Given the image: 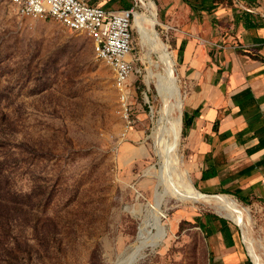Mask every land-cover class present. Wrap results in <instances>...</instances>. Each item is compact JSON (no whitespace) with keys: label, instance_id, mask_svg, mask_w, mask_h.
<instances>
[{"label":"rangeland","instance_id":"obj_1","mask_svg":"<svg viewBox=\"0 0 264 264\" xmlns=\"http://www.w3.org/2000/svg\"><path fill=\"white\" fill-rule=\"evenodd\" d=\"M90 1L125 10L120 0ZM150 1L131 4L159 19L157 35L175 52L174 31L162 19L159 0H152L157 11ZM134 34L136 71L124 111L116 74L99 58L94 39L55 20L22 18L11 0H0V162L8 178L0 193L6 192L7 206V220L0 222V264H117L132 251L155 200V177L147 173L157 163L150 134L168 105L160 97L161 56L151 55L157 65L149 83L150 48L135 27ZM175 58L182 88L179 152L193 181L185 147L188 87ZM244 205L252 211L254 236L264 240V209ZM162 211L165 241L139 264H211L218 232L207 236L197 218L224 217L205 204L175 201ZM228 222L244 262H260L258 254L251 256L242 229Z\"/></svg>","mask_w":264,"mask_h":264},{"label":"crops","instance_id":"obj_2","mask_svg":"<svg viewBox=\"0 0 264 264\" xmlns=\"http://www.w3.org/2000/svg\"><path fill=\"white\" fill-rule=\"evenodd\" d=\"M159 5L188 87L185 118L193 123L185 147L194 186L264 209V0ZM216 241L211 264H246L236 242L229 247L221 232Z\"/></svg>","mask_w":264,"mask_h":264},{"label":"bare ground","instance_id":"obj_3","mask_svg":"<svg viewBox=\"0 0 264 264\" xmlns=\"http://www.w3.org/2000/svg\"><path fill=\"white\" fill-rule=\"evenodd\" d=\"M149 6L154 11L158 10L157 4L152 0ZM134 23V27L139 30L146 47L150 48L147 62L149 83L155 78L157 65L151 55L153 52H158L161 56L165 71L161 73L160 80H158L162 86L160 97L165 99L168 105H164L159 111V117L155 118V126L150 134V138L155 143L157 163L149 168L147 173L155 177L153 189L155 200L147 206L145 221L132 251L120 259L117 264H139L145 260L149 253L155 252L163 244L166 228L162 222L164 216L162 206L171 201H175V204H205L214 208L218 214L242 229L251 256L256 258V254H258L260 262L256 261L257 264H264V240L256 238L253 234L254 220L251 209L231 195H207L194 186L189 170L184 166L179 152L183 125L178 93L182 91V88L177 82L175 53L157 35L156 28L161 24L157 17L154 20L146 13L136 12ZM158 65L160 64L158 63ZM172 70L176 72L175 76L170 75ZM155 114L154 112L152 115L155 116Z\"/></svg>","mask_w":264,"mask_h":264},{"label":"built area","instance_id":"obj_4","mask_svg":"<svg viewBox=\"0 0 264 264\" xmlns=\"http://www.w3.org/2000/svg\"><path fill=\"white\" fill-rule=\"evenodd\" d=\"M17 14L29 20H55L66 29L95 40L98 56L116 74L124 111L131 99L134 66L136 8L110 10L90 0H11ZM172 29V28H171Z\"/></svg>","mask_w":264,"mask_h":264},{"label":"trees","instance_id":"obj_5","mask_svg":"<svg viewBox=\"0 0 264 264\" xmlns=\"http://www.w3.org/2000/svg\"><path fill=\"white\" fill-rule=\"evenodd\" d=\"M111 1H117V0H110V2ZM120 1L122 3V8L125 10H131L132 8H134L133 5L131 4L132 0H120ZM256 1L257 0H246V2L249 4L256 3ZM101 7H104V6H101ZM254 26H255L254 24H248V27H254ZM186 116H188L187 113H185V117ZM192 123H193V120L191 121L185 118V130L187 126L192 125ZM205 177H209V176L204 175V178ZM7 180L8 178L6 177L5 165L4 163L0 162V193L3 190H5L4 182ZM4 194H6V192H3L2 195L0 194V200H1L0 201V222L7 220V216H6L7 206H6V202L2 198L4 197ZM223 194H226V193H223ZM244 202L246 203V205H250L248 201H244ZM197 221H198V226L203 229V231L207 234V236H211L214 233L221 232L225 236V239L229 247L235 246L234 234L232 232V229L230 227L228 220L223 219L217 215L208 214L206 215V222L202 221L200 217L197 218ZM216 222L221 223V228L219 230L217 229V226L215 225ZM246 264H252V262L250 260H247Z\"/></svg>","mask_w":264,"mask_h":264},{"label":"water","instance_id":"obj_6","mask_svg":"<svg viewBox=\"0 0 264 264\" xmlns=\"http://www.w3.org/2000/svg\"><path fill=\"white\" fill-rule=\"evenodd\" d=\"M219 215H220V214H219ZM220 216H221V215H220ZM224 219H227V218H224ZM250 261L252 262V264H254L251 258H250Z\"/></svg>","mask_w":264,"mask_h":264}]
</instances>
